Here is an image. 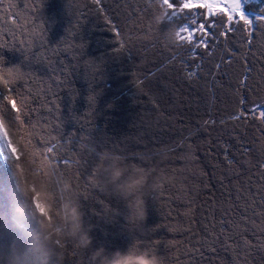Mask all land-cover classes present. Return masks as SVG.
<instances>
[{"label":"trees","instance_id":"1","mask_svg":"<svg viewBox=\"0 0 264 264\" xmlns=\"http://www.w3.org/2000/svg\"><path fill=\"white\" fill-rule=\"evenodd\" d=\"M160 6L0 0V62L24 70L0 87V114L36 161L49 158L78 192L92 246L81 252L63 241V264H90L104 229L111 244L121 235L162 264H264V0L244 5L251 26L229 22L227 8L190 10L204 26L199 47L186 39L172 47L168 25L151 22ZM105 151L165 178L146 200L144 233L130 218L131 198L96 172ZM10 159L0 154V187L13 186ZM18 238L22 246L0 191V251Z\"/></svg>","mask_w":264,"mask_h":264},{"label":"clouds","instance_id":"2","mask_svg":"<svg viewBox=\"0 0 264 264\" xmlns=\"http://www.w3.org/2000/svg\"><path fill=\"white\" fill-rule=\"evenodd\" d=\"M164 5L151 19L156 26L168 25L165 35L172 47L182 40V24ZM24 70L18 65L0 63V87L14 86L23 78ZM84 140H90L83 136ZM0 139L10 149L12 187H0L10 202L12 228L23 237L15 240L7 254L0 251V264H63L61 243L74 242L81 252L92 246L90 227L85 226L84 212L78 192L61 169L49 158L36 161V153L24 146L13 130L12 121L0 114ZM15 145V146H13ZM65 150H71V140L65 141ZM15 149L13 151L12 149ZM78 163L74 167H78ZM96 172L104 184L132 200L130 218L141 233L147 218L146 197L162 189L165 178L154 168L129 164L117 152L99 154ZM41 205L45 212L37 208ZM7 215V213L5 214ZM90 264H162L161 258L147 248L136 246L127 251L108 253L104 248L92 251Z\"/></svg>","mask_w":264,"mask_h":264},{"label":"snow or ice","instance_id":"3","mask_svg":"<svg viewBox=\"0 0 264 264\" xmlns=\"http://www.w3.org/2000/svg\"><path fill=\"white\" fill-rule=\"evenodd\" d=\"M164 5H166L171 10V16H175L178 19L182 17V15L185 14V10H189L186 15H184L185 19H188L191 24L196 25L199 32L204 31V26L202 24H198L196 17L198 15H201L200 13H195L190 10L194 8H202L205 9L206 12H208L211 15H215V9L220 8V5L214 2H211V0H200L199 3H193L192 0H176L175 4L172 2V0H163ZM225 8L228 9V15L227 20L229 22H234V16H238L239 20L243 22L244 25L251 26L252 21L247 19L242 12V4L241 0H230V2L226 3L224 5ZM182 31L188 33L187 42L189 44H192L193 47H199L202 45L203 41H195V35L196 33L192 32V30L189 27V24H183L182 25ZM182 39H184L182 37ZM2 63V62H0ZM190 75H195V73H191ZM11 107L13 109L17 108V105L15 103H11ZM264 115V113H262ZM239 118V116L235 117ZM15 151V149H12ZM37 208L40 210L42 214H44L45 210L44 208L37 204Z\"/></svg>","mask_w":264,"mask_h":264},{"label":"rangeland","instance_id":"4","mask_svg":"<svg viewBox=\"0 0 264 264\" xmlns=\"http://www.w3.org/2000/svg\"><path fill=\"white\" fill-rule=\"evenodd\" d=\"M215 1H217V0H215ZM258 1L259 0H241L242 12H243L244 5H246L247 3H250V2L257 3ZM192 2L193 3H199L200 0H192ZM211 2H214V0H211ZM228 2H230V0H220L219 3H217V4H220V8H217L216 10H223L225 8L224 5ZM236 17H238V16H236ZM188 24H189V27L192 30V32L196 33V35H195V40H196V38L200 36L201 32L198 31L196 25L191 24L190 22ZM182 37L184 39H186V41H187L188 33L183 32ZM6 151L10 152V149H8L7 143L3 139H0V154H4ZM147 200H148V202L153 203V201H152L153 199L150 198L149 196L147 197ZM117 209H118V207L114 206V210H117ZM100 214H101V212H100ZM105 222H107V221H104L103 223H105ZM127 229L128 228L121 227L122 232L127 230ZM103 232H104L103 248L108 253H112L116 250L125 251V250L129 249L127 245L124 246L126 239L122 242L121 235L118 237L117 241L114 244H111L110 234L105 229L103 230Z\"/></svg>","mask_w":264,"mask_h":264},{"label":"built area","instance_id":"5","mask_svg":"<svg viewBox=\"0 0 264 264\" xmlns=\"http://www.w3.org/2000/svg\"><path fill=\"white\" fill-rule=\"evenodd\" d=\"M214 2H215V0H214Z\"/></svg>","mask_w":264,"mask_h":264}]
</instances>
